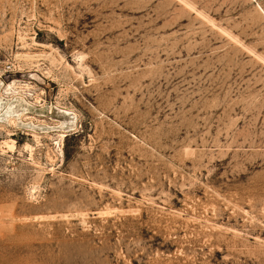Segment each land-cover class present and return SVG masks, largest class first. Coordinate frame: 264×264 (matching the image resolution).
Returning <instances> with one entry per match:
<instances>
[{
  "label": "rangeland",
  "instance_id": "374dc122",
  "mask_svg": "<svg viewBox=\"0 0 264 264\" xmlns=\"http://www.w3.org/2000/svg\"><path fill=\"white\" fill-rule=\"evenodd\" d=\"M0 97V264H264V0H0Z\"/></svg>",
  "mask_w": 264,
  "mask_h": 264
},
{
  "label": "bare ground",
  "instance_id": "6f19581e",
  "mask_svg": "<svg viewBox=\"0 0 264 264\" xmlns=\"http://www.w3.org/2000/svg\"><path fill=\"white\" fill-rule=\"evenodd\" d=\"M15 85V84H14ZM8 86H11V85H8ZM7 86V87H8ZM9 90V89H8ZM11 90V89H10ZM12 90H13V88H12ZM3 95V94H2ZM21 100H19V102H20ZM12 104V103H11ZM6 106V105H5ZM11 106V105H10ZM21 106V105H20ZM3 107V102H2V99H1V97H0V110H1V108ZM15 107V106H14ZM3 108H5V107H3ZM8 108V107H7ZM16 108V107H15ZM3 111V110H2ZM5 112V111H4ZM73 113V112H72ZM16 112L10 107L8 110H7V112H6V116L4 117L5 118V120H8V121H15L14 119V116H19L20 115V113L19 114H16ZM22 116V115H21ZM2 117H3V115H2ZM2 119V118H1ZM21 120V119H20ZM14 123V122H13ZM1 124V123H0ZM8 124V123H7ZM64 125V124H63ZM1 126V125H0ZM35 134V133H34ZM37 134V133H36ZM38 135V134H37ZM34 136V135H33ZM62 136V135H61ZM34 137H36V136H34ZM61 138H63V136L61 137ZM10 141V140H9ZM8 142V141H7ZM11 145V144H10ZM7 146V145H6ZM29 147V146H28ZM31 150V149H30Z\"/></svg>",
  "mask_w": 264,
  "mask_h": 264
}]
</instances>
